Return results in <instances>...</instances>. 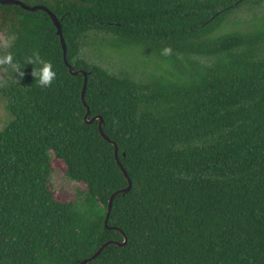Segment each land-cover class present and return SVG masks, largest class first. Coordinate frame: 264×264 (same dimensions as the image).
I'll list each match as a JSON object with an SVG mask.
<instances>
[{
    "label": "trees",
    "instance_id": "1",
    "mask_svg": "<svg viewBox=\"0 0 264 264\" xmlns=\"http://www.w3.org/2000/svg\"><path fill=\"white\" fill-rule=\"evenodd\" d=\"M0 30V264H264V0H23ZM252 11L248 19L243 12ZM171 46L168 56L160 54ZM57 76L42 86L33 52ZM80 182L62 199L53 159Z\"/></svg>",
    "mask_w": 264,
    "mask_h": 264
},
{
    "label": "water",
    "instance_id": "2",
    "mask_svg": "<svg viewBox=\"0 0 264 264\" xmlns=\"http://www.w3.org/2000/svg\"><path fill=\"white\" fill-rule=\"evenodd\" d=\"M0 3H4V4H12V3H17V4H20L22 7L26 8V9H30V10H38V9H44L46 10L51 18L53 19L56 27H57V33L59 34L60 36V39H61V43H62V47H63V50H64V59H65V62L66 64L69 66L70 68V71L73 73V74H78L80 72L84 73L85 74V80H84V85H83V89H82V99L87 107V112L85 114V119L87 122H94L96 121V119H99V122H98V125H99V129L101 131V133L103 134V136L110 140L111 143H113L115 145V154H116V158H117V161L120 165V167L122 168L123 172L125 173L129 183L126 187H123V188H119V189H116L111 197H110V200H109V210H108V213H107V217H106V225L108 227H114L116 228V226H110L108 224V219H109V215H110V212H111V208H112V205H113V201H114V198L116 197V195L120 192H123V193H126L128 191L131 190L132 188V180L128 174V171L126 169V167L124 166V164L122 163L120 157H119V146L117 145V143L113 140L110 139V137L104 132L103 130V117L100 116V115H93L91 118H89V115L91 114V109H90V106L88 105V103L86 102V88H87V82H88V72L84 69H80V70H75L74 67L70 64L69 60H68V57H67V43H66V40H65V37H64V33H63V28H62V23L61 21L59 20L58 16L46 5L44 4H34V5H31V4H28L26 3L25 1L23 0H0ZM123 234H124V240L123 241H119V240H115V239H110V240H107L105 241L103 244H101L97 249L96 251L88 256V257H85L83 258L81 261H80V264H88L89 261L95 259L101 252L102 250L105 248V246H107L108 244H117V245H125L127 243V240H128V237L127 235L125 234V232L119 228Z\"/></svg>",
    "mask_w": 264,
    "mask_h": 264
},
{
    "label": "rangeland",
    "instance_id": "3",
    "mask_svg": "<svg viewBox=\"0 0 264 264\" xmlns=\"http://www.w3.org/2000/svg\"><path fill=\"white\" fill-rule=\"evenodd\" d=\"M253 15L252 11L243 12L242 19H248ZM12 41V38L8 36L3 30H0V50L6 49ZM0 116L3 118V126L9 119V115L3 104H0ZM53 164L55 170L52 174V182L54 187L57 189V194L60 198L70 200L75 196L76 188L81 186L80 182L74 181L68 178L65 174V165L60 159L54 158Z\"/></svg>",
    "mask_w": 264,
    "mask_h": 264
},
{
    "label": "clouds",
    "instance_id": "4",
    "mask_svg": "<svg viewBox=\"0 0 264 264\" xmlns=\"http://www.w3.org/2000/svg\"><path fill=\"white\" fill-rule=\"evenodd\" d=\"M171 53V46H164L160 51L162 56H168L171 55ZM0 63L11 64L16 70V74L18 76L23 75V71L19 69L18 63L14 61L12 53H8L7 55L0 58ZM26 63H30L33 66L38 65V67L33 68L32 74L35 77V80L42 86H50L57 76L56 71L53 69L52 63L47 60H42L38 52L34 51L32 56L28 57Z\"/></svg>",
    "mask_w": 264,
    "mask_h": 264
}]
</instances>
